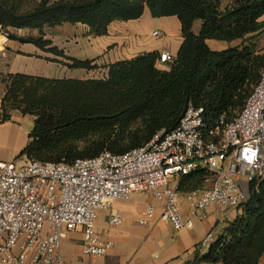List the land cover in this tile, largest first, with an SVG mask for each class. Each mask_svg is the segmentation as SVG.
I'll return each instance as SVG.
<instances>
[{"label": "trees", "instance_id": "16d2710c", "mask_svg": "<svg viewBox=\"0 0 264 264\" xmlns=\"http://www.w3.org/2000/svg\"><path fill=\"white\" fill-rule=\"evenodd\" d=\"M0 0V32L51 53L69 69L93 70L91 59H78L46 38L45 29L83 24L95 37L114 21L177 16L183 42L175 61L160 68L156 51L108 64L101 78L42 77L22 73L3 77L2 120L12 111L34 116L30 141L22 151L42 162L72 163L108 151L124 154L146 145L162 129H175L189 105L204 108L208 123L233 120L264 68V0ZM201 21L198 33L194 23ZM14 30H36L38 35ZM238 44L213 49L208 41ZM58 57L63 58L59 60ZM206 168L184 176L179 192L207 187ZM264 254V179L253 183L249 200L203 254L186 264H260Z\"/></svg>", "mask_w": 264, "mask_h": 264}, {"label": "built area", "instance_id": "2783aa9c", "mask_svg": "<svg viewBox=\"0 0 264 264\" xmlns=\"http://www.w3.org/2000/svg\"><path fill=\"white\" fill-rule=\"evenodd\" d=\"M175 59L164 50L157 62L168 66ZM201 168L211 173L210 185L186 192L191 213L185 218L177 189L184 176ZM171 179L176 185H169ZM263 179L264 68L231 121L221 116L208 123L203 107L189 105L175 129L159 130L146 145L124 154L105 151L72 163L0 160V264H66L61 241L76 228L82 229L84 254L105 255L112 242L96 229L97 213L136 192L164 198L160 219L178 231L205 219L212 207L229 221V210L237 215L251 185ZM154 213L148 206L139 221L148 223ZM111 222L122 219L113 213ZM216 238L210 231L198 247L207 250Z\"/></svg>", "mask_w": 264, "mask_h": 264}, {"label": "crops", "instance_id": "0c3cea01", "mask_svg": "<svg viewBox=\"0 0 264 264\" xmlns=\"http://www.w3.org/2000/svg\"><path fill=\"white\" fill-rule=\"evenodd\" d=\"M201 26L194 23L193 30L198 33ZM88 32L89 28L87 27ZM155 31L163 32L154 36ZM17 34H21L14 30ZM90 40L88 51L75 46L73 54L64 47L65 53L78 59H91L97 64L93 70L73 69V76L83 77L84 74L97 72L103 75L108 72V64L118 60L130 59L143 52L156 51L158 54L170 50L175 56L183 42L182 26L177 16L154 17L149 8L138 19L114 21L108 27V33L95 37L88 34ZM214 41V42H213ZM217 40H209L213 49H218ZM82 42V41H80ZM225 42V41H218ZM228 43V42H226ZM238 44L237 41L228 43ZM230 46V45H229ZM228 46V47H229ZM227 48V47H226ZM224 49V48H223ZM49 53L39 49L32 43H22L10 39L0 32V160L22 163L27 159L22 151L30 141L29 134L34 126V116L22 114L14 110L7 120H2V98L7 83L3 77L8 74L22 73L42 77H57L59 69L67 68L59 62L47 60ZM166 68V66H159ZM169 185H176L174 179ZM177 202L183 217L188 218L191 207L186 193L177 194ZM164 198L157 199L151 192H136L126 200H118L109 210H100L95 220L96 229L112 246L103 256L83 253V233L81 228L69 231L61 241V252L66 264H186L195 259L198 253L207 250L198 247L199 241L210 231L216 236L222 234L236 216L235 210H229V221L224 213L212 207L207 216L196 221L192 228L176 230L173 226L160 219L164 207ZM154 206L155 213L148 223H141L143 212L148 206ZM113 213L118 214L122 222H111ZM207 264V263H202ZM221 264V263H216ZM260 264H264V254Z\"/></svg>", "mask_w": 264, "mask_h": 264}, {"label": "rangeland", "instance_id": "374dc122", "mask_svg": "<svg viewBox=\"0 0 264 264\" xmlns=\"http://www.w3.org/2000/svg\"><path fill=\"white\" fill-rule=\"evenodd\" d=\"M25 1H26L25 7H30L36 4L40 0H25ZM232 1L233 0H222V7H225L226 5L230 4ZM197 24L201 26V21H197ZM16 31L21 34L38 35V32L36 30H26V31L16 30ZM45 33H46V38L51 39L54 45H57L59 48L68 47L69 52L71 54H73V49L75 46L80 47L79 49L82 51H86V50L88 51L89 49L90 40L86 38V36L88 35V29L86 25L65 23L55 27L46 28ZM215 43L217 44L219 43L218 48L220 49L226 48L229 45L230 46L236 45L235 43L228 45V43L226 42H218V41H215ZM256 43L258 48L262 52L264 48V39L262 37H259L256 40ZM65 49L63 50L65 51ZM49 55H50L49 58H55L51 53H49ZM58 58L59 60H63V58L61 57ZM73 74H74L73 69L65 68V69H59V71H57V74L55 75H57L58 78H64L68 76H73ZM83 77L101 78L102 74L101 72L100 73L93 72V73H89L88 75L84 74ZM205 185L206 186L210 185V180Z\"/></svg>", "mask_w": 264, "mask_h": 264}]
</instances>
